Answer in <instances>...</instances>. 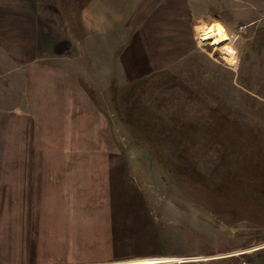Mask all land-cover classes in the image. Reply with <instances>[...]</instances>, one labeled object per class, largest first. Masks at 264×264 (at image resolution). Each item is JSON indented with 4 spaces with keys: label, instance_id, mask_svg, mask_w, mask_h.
I'll use <instances>...</instances> for the list:
<instances>
[{
    "label": "rangeland",
    "instance_id": "374dc122",
    "mask_svg": "<svg viewBox=\"0 0 264 264\" xmlns=\"http://www.w3.org/2000/svg\"><path fill=\"white\" fill-rule=\"evenodd\" d=\"M263 245L264 0H0V264Z\"/></svg>",
    "mask_w": 264,
    "mask_h": 264
},
{
    "label": "trees",
    "instance_id": "16d2710c",
    "mask_svg": "<svg viewBox=\"0 0 264 264\" xmlns=\"http://www.w3.org/2000/svg\"><path fill=\"white\" fill-rule=\"evenodd\" d=\"M166 169L168 170V172H171L173 174H175L177 177H181V175L176 172L175 167L170 165H166ZM139 195V193L136 191L135 196ZM133 243H137V241L135 240H131V239H126V238H118L117 240H114V244L116 246H113L114 249H116V251L119 253H123L126 252V250L128 249V245L133 244Z\"/></svg>",
    "mask_w": 264,
    "mask_h": 264
},
{
    "label": "water",
    "instance_id": "95a60500",
    "mask_svg": "<svg viewBox=\"0 0 264 264\" xmlns=\"http://www.w3.org/2000/svg\"><path fill=\"white\" fill-rule=\"evenodd\" d=\"M260 248H264V245L263 246H257V247H254V248H247V249H243V250H238V251H236V253L235 252H233V253H229V254H224V255H213V256H209V257H205V258H207V259H213V258H217V257H220V256H227V255H232V254H247L248 252H249V250H258V249H260Z\"/></svg>",
    "mask_w": 264,
    "mask_h": 264
},
{
    "label": "built area",
    "instance_id": "2783aa9c",
    "mask_svg": "<svg viewBox=\"0 0 264 264\" xmlns=\"http://www.w3.org/2000/svg\"><path fill=\"white\" fill-rule=\"evenodd\" d=\"M243 30H244V27H241V28H240V31H243ZM197 40H198V42H199L201 45H206L208 42H210V41H207V40L203 39L202 36L200 35V33H199V35H198V37H197ZM240 264H254V263H252L251 261H247V260H245V259H242V261H241Z\"/></svg>",
    "mask_w": 264,
    "mask_h": 264
},
{
    "label": "crops",
    "instance_id": "0c3cea01",
    "mask_svg": "<svg viewBox=\"0 0 264 264\" xmlns=\"http://www.w3.org/2000/svg\"><path fill=\"white\" fill-rule=\"evenodd\" d=\"M200 34L202 36L203 39L207 40V41H213L212 39H210L209 36H207L206 32L204 31V27H202Z\"/></svg>",
    "mask_w": 264,
    "mask_h": 264
}]
</instances>
